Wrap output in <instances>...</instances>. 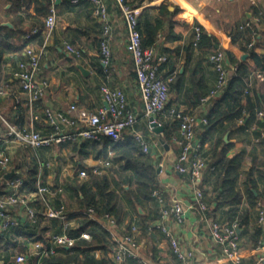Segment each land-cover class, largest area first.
Wrapping results in <instances>:
<instances>
[{"label": "crops", "instance_id": "1", "mask_svg": "<svg viewBox=\"0 0 264 264\" xmlns=\"http://www.w3.org/2000/svg\"><path fill=\"white\" fill-rule=\"evenodd\" d=\"M256 1L253 4L251 0H129L132 6L142 7L143 13L146 9L159 10L168 5L171 12H181L180 19L190 20L187 24L179 25L178 22V39L170 40L171 21L168 18L163 32L152 46L157 50V57L165 56L168 60L166 62H169L162 77L167 78L168 72L174 68L171 75H175V80L170 84L169 107L176 106L208 118L215 104L205 106L201 99L216 87L218 73L209 58L218 49L225 51L229 70L232 71L237 66L238 74L240 70L244 73L247 86L242 96V113L238 117L225 119L214 130L208 128V125L197 127L196 148L209 166L202 183L198 184L191 174H180L175 168V162L181 153L179 124L169 121V130L165 131L164 127L160 133L149 132L147 120L143 117L144 101L138 85L134 58L129 50L128 25L116 0L106 1V22L96 16V6L89 2L74 4L71 0H0V82L8 93L5 97L0 96V151L11 152L9 125L42 134H47L48 131L45 130L50 129L45 117L42 121L34 118L27 94L20 81L14 79L20 62L29 60L27 48L33 46L39 49L47 43V53L36 74V81L45 92L40 102L43 109L67 111L71 105H77L80 114L96 113L107 108L102 87L109 86L123 89L130 109L142 117L136 131L145 135L153 145L152 150L146 153L148 155L144 163L157 170V178L161 184V189L157 191L164 201L161 203L158 199H144L143 203L133 206L125 200L127 215L120 226L126 231L132 225L141 228L140 239L144 244L146 258L153 264H183L177 259L169 239L162 231H144L141 216L152 215L156 217L152 223L164 221L171 228L184 251L195 252L194 264H231L224 256L223 246L211 234V226L215 222L226 224L240 221L239 215L230 214V210L237 204L223 201L226 195L222 179L225 170L219 162L223 152H226L228 160L238 156L241 161L236 191L242 196V200L237 207L243 212L249 211L248 225L252 230L244 235V229L240 228V246L245 264H254L251 234L257 226L258 211L257 204L252 206L249 201L252 181L257 182V190H252L259 198L264 195V118L258 117V113L264 112V82H260L254 75L264 68V0ZM52 6L57 10V25L47 42L45 19L50 15ZM248 22L253 23V29H242ZM106 26L110 29L107 35ZM196 27H201L203 32L198 46H195ZM35 28H40V32L34 35ZM31 34V39H27ZM104 38L112 52L107 64L103 61L101 49ZM254 41L255 48H250ZM67 44L80 49L81 56L68 53ZM254 54L258 55V60ZM221 98L222 95L216 99V103ZM19 100L21 103L16 109L15 105ZM46 126L48 127L45 128ZM205 136L209 137L207 141H204ZM105 140L106 138L102 142H71L41 150L30 147L32 156L36 155L35 160L29 155H21L22 150L17 149L18 151L10 153L13 158L10 170H0V176L5 181L21 178L27 182L26 173L32 171L34 164H37V175L39 177L42 174L46 183V178L57 180L60 171L66 170L72 174L69 169L71 161L78 160L76 170L90 171L94 166L109 160L112 164L115 161L121 166L119 171L115 170L110 174L109 168L104 173L112 181L111 190L124 194V187H130L125 186L123 179L132 176L133 172L123 166L124 162L115 160L113 150L109 151L108 156L100 153ZM18 156L21 158L16 163ZM24 161L29 163L25 164ZM52 161L56 163L55 171L47 167ZM22 165L24 169L21 168ZM13 171L15 174L8 178ZM198 189L203 191L204 201L208 206L206 212L198 204ZM65 191V196L63 194L55 198L57 203L53 200L54 205L65 206L69 212L82 209L71 187ZM26 192L32 191L28 189ZM176 203H195V209L188 214L183 224H177L163 216ZM38 208L42 209L41 205ZM158 214L160 217H157ZM12 215L18 217L20 223L16 227L0 229V235L6 240L5 248L8 250L17 241L26 242L25 255L29 259H37L33 245L41 242H33L32 237H41V240L49 243L54 234L68 232L79 225L74 217L60 221L40 217L38 224H35L20 207H15ZM7 250L0 252V264H17L18 254L8 260Z\"/></svg>", "mask_w": 264, "mask_h": 264}, {"label": "built area", "instance_id": "2", "mask_svg": "<svg viewBox=\"0 0 264 264\" xmlns=\"http://www.w3.org/2000/svg\"><path fill=\"white\" fill-rule=\"evenodd\" d=\"M74 4L82 2L93 3L96 16L106 22L108 17L107 0H71ZM256 4V0H251ZM120 7L129 30V50L131 51L135 68L137 71L138 85L144 101V115L146 118L149 132L155 134L158 128L164 126L168 121H179L181 134V153L175 162L176 171L180 174H191L198 184L202 183L206 171L209 169L208 162L196 148L197 127L199 125H208V118L192 114L176 106L169 107L170 102V84L174 82L175 75L167 78L162 77V66L167 61V57H157L155 47L145 48L143 45V35L140 30V17L142 16V7H134L129 0H116ZM57 25V10L55 6L51 7L50 15L45 19V37L51 38L52 32ZM253 29V23L248 22L242 29ZM109 26L105 28V35L109 33ZM195 46L199 45L202 38L201 27H196ZM40 28H35L33 34H38ZM32 34L27 36L31 39ZM256 42L250 44V48H255ZM68 53L80 57L82 51L73 45L67 44ZM101 49L104 63H109L111 49L108 41L104 38L101 42ZM47 53V43L36 49L33 46L27 48L29 60L20 62L18 70L14 73V79L20 81L24 92L28 96L29 106L31 107L34 118L37 121L44 119L50 127V132L42 134L35 130H20L17 127L9 125L8 136L14 142L29 145L32 148L42 146L62 145L65 143H79L81 141L102 142L105 138H111L116 143L124 142L130 137H134L143 147L145 153H149L153 145L145 135L136 131L142 117L138 116L129 107L128 97L123 89H114L109 86L102 87V93L107 103V108L100 109L96 113L80 114L77 105H71L67 111H57L51 108L41 107V98L44 96V90L36 81V74L41 68L42 59ZM210 63L215 67L218 73L216 87L211 90L208 96L202 98V104L205 106L216 104V99L223 95L230 80L238 74V67L231 71L227 65V55L224 50L218 49L210 55ZM255 77L264 82V70L257 71ZM8 93L5 91L0 82V96L5 97ZM17 101L15 108L20 105ZM41 112H39V109ZM259 118H264V112L258 113ZM5 120V119H4ZM6 122V121H5ZM12 157L7 152L0 151V170L6 171L11 164ZM112 163L103 161L100 165L94 166L90 171L78 170V177L83 180L90 178L91 174H104L107 169L111 168ZM163 167V164L161 165ZM213 169V168H212ZM214 170V169H213ZM3 177L2 175L0 178ZM27 182L24 179L16 178L9 185L14 190L12 195L6 196V193L0 187V229L16 227L20 219L14 217L9 210L15 204L20 205L28 214L32 223L38 224L40 216L39 210L33 205L40 202H47L48 214L43 215L49 218H59L68 220L74 217L76 220L88 217L92 222L104 228L111 236L112 251L114 260L117 264H152L144 255V244L140 239L142 230L138 225H132L129 230L122 229L116 216L111 213H99L95 208L82 209L74 212H68L65 206H54L53 200L56 194L63 189L47 187L39 189L38 192L20 196L21 188H26ZM50 196V198H48ZM161 203L164 199L158 192H154ZM196 197L200 209L204 212L208 210L204 201L203 191L198 189ZM195 209V203L184 205L182 203L174 204L170 209L164 212V218L175 221L177 224L186 222L189 213ZM258 211L257 225L264 232V195L256 205ZM240 228L239 222L235 220L232 223L220 224L214 223L211 226L213 238L223 246L224 256L231 264H245L241 254L240 247ZM162 231L169 239L173 252L183 264H194L195 252H186L182 249L178 236L171 230L164 221L155 222L148 226L147 232ZM81 238L91 240L92 236L84 232ZM77 240L65 233L54 234L50 237L49 243L38 242L33 245V252L39 259L50 254L55 255L60 249L65 247H74ZM50 246V247H49ZM100 251L96 252L99 257ZM256 259L254 264H264V235L259 239L255 246ZM29 257L25 254H19L16 257L17 264H27Z\"/></svg>", "mask_w": 264, "mask_h": 264}, {"label": "trees", "instance_id": "3", "mask_svg": "<svg viewBox=\"0 0 264 264\" xmlns=\"http://www.w3.org/2000/svg\"><path fill=\"white\" fill-rule=\"evenodd\" d=\"M180 14L181 12L178 10L171 12L168 8V5H164L159 10L146 9L140 17V30L143 35L144 47L150 48L155 44L156 40L160 36L159 34L163 32L166 20H168V18H170L171 21L169 38L170 40L178 39V22L179 25H181L182 23L187 24L190 21L187 20V18L180 19ZM254 56L258 60V55L254 54ZM168 64L169 62H166L165 65L162 66V75ZM173 72L174 68H172L168 72L167 76H170ZM246 86L247 83L244 78V73L240 70L237 77H234L230 80L228 87L222 95V98L210 111L208 115V128L214 130L225 119L238 117L242 113V96L244 94ZM209 94H207L206 96H208ZM173 122H175L176 125L179 124L180 126L179 121ZM164 127L165 131L169 130V126H167V123L164 124L163 128ZM205 138L206 139L204 141H207L209 139V137L207 136H205ZM110 150H113L115 152L116 161L124 162L125 165L123 166L133 172L132 176H127L123 179V183L125 184V186L127 185L130 187L129 189H126L124 187V194H120L116 191L111 190L112 181L106 175H92L89 179L82 181H80L79 179H75L70 183V187L73 190L75 198L82 209L95 208L96 211L101 214L111 213L116 216L118 223L122 225L127 215L124 206L125 200L127 203L133 206L137 203H143L144 199L151 201L156 200L157 198L154 197V192L161 189V184L157 178V170L152 165H147L146 163H144L148 154L143 151L142 145L134 137H130L126 141L119 143H116L111 138H106L100 153L104 156H108ZM223 154L224 155L219 162V164L223 165L225 170V174L222 179L223 191L226 192V195L223 197V201L234 205L237 204L235 205L236 207H233L230 210V214L232 216L239 215L241 222H238L240 228L244 229L243 234L245 235L252 229L248 225L250 217L249 211L243 212L237 207L242 200V196L236 191V184L241 169V161L239 160L238 156L228 160L225 155L226 152H223ZM23 166L24 165L21 166L22 169H24ZM37 174L38 165L34 164L33 170H30L26 173L29 191H35L37 189ZM252 189L257 190L256 181H252V185L249 188V201L252 206H255L260 198ZM141 217L143 219V229L147 232L148 226L155 221L156 217L152 215ZM157 217H160V214H158ZM78 222L79 225L75 229H70L68 231L69 235L77 240L74 247L69 250L63 248L59 250L57 254H48L41 259L30 257L28 263L117 264L113 256L111 242L112 239L110 234L104 228L92 222L88 217H83ZM84 232H88L92 236V239L86 240L81 238V235ZM252 232V253L254 254V258L256 259L255 246L257 245L259 239L264 235V232L261 228H259L258 225L253 229ZM41 239V237H32L33 242H46ZM5 241L6 240L4 239V237L0 235V252L7 250L5 248ZM26 244V242L19 241L13 243V245L7 250L8 260H10L11 256H15L17 254L19 255V253L25 254V251L27 250ZM97 251L101 252L99 257L96 256Z\"/></svg>", "mask_w": 264, "mask_h": 264}, {"label": "rangeland", "instance_id": "4", "mask_svg": "<svg viewBox=\"0 0 264 264\" xmlns=\"http://www.w3.org/2000/svg\"><path fill=\"white\" fill-rule=\"evenodd\" d=\"M260 70H264V69H260ZM260 70H258V71H260ZM257 72V71H256ZM256 72H255V74H256ZM254 74V75H255ZM260 81V80H259ZM261 82V81H260ZM45 93V92H44ZM170 94H171V92H170ZM44 96H45V94H44ZM43 96V97H44ZM43 98H41V100H42ZM40 100V101H41ZM48 126H46L45 128H47ZM9 128V127H8ZM9 130H10V128H9ZM21 130V129H20ZM45 131H48L49 132V130H45ZM44 131V132H45ZM54 146H56V145H50V146H42V147H39V148H37V149H45V148H53ZM24 147V148H23ZM27 147V148H26ZM30 146L29 145H26V144H23V143H18V142H14V141H12V145H10L9 146V152L11 151V152H15L17 149L19 150V151H21L22 150V153H21V155H23V154H25L26 155V157L29 155L30 157H34V160L36 159V155H34V156H32V153H31V151H30ZM36 149V150H37ZM17 150V151H18ZM10 152V153H11ZM10 153H8V155L9 156H11L12 157V155L10 154ZM20 154V153H19ZM20 155V156H21ZM20 156H18L17 158H16V163L17 162H19V159L21 158ZM75 156V155H74ZM72 157H73V155H72ZM26 160V159H25ZM51 160V159H50ZM21 162V161H20ZM25 162V164H28L29 162L28 161H24ZM72 162V161H71ZM70 162V163H71ZM12 163H13V158L11 159V164L8 166V169L7 170H10V167L12 166ZM61 164H63V162H60ZM69 163V165H70V170H71V173L72 174H69L68 173V171H66V170H64V172H59V177H57L58 179L56 180L55 178H54V180L53 179H51V178H46V183L43 181V176H42V174H41V176H39L38 177V182H37V189L35 190V191H32V192H30L31 194L32 193H34V192H38L39 191V189H42V188H44L43 186H47V187H55V188H57V187H63V190L59 193V194H56L55 196H54V201H56V199L55 198H57L58 196H61V195H63L64 194V196H65V189H67L68 187H70V183L71 182H73L75 179H80L81 181L83 180L82 178H79L77 175H78V169L76 170V167H77V164H78V160H76L75 162H72L71 164ZM117 162H113V164L111 165V171H110V174H111V172L112 171H115V170H118L119 171V168H121V166L118 164ZM54 165H56V163H55V161L53 162H51V164L49 163L48 165H47V167H49L50 169H54L53 171H55V170H57V169H55V166ZM58 165H59V163H58ZM52 166V167H51ZM54 166V167H53ZM65 169V168H64ZM73 169H75V171H73ZM49 171H52V170H49ZM59 171V170H58ZM69 174V175H68ZM106 174V173H105ZM104 174V175H105ZM71 175V176H70ZM92 175H103V174H91L90 176H92ZM72 177H74V178H72ZM56 180V181H55ZM12 181H14V179H9L8 181H5V178L4 177H1L0 178V187L3 189V191L6 193V196H9V195H12L13 194V192H14V190L13 189H11L10 188V184H11V182ZM6 182V183H5ZM65 188V189H64ZM28 190V187H27V184H26V188H21V192H20V196H26L27 197V195H29L30 193L29 192H26ZM48 198H50V196H48ZM57 202V201H56ZM41 205V207H42V209H39L38 208V206H40ZM34 206V208L36 209V210H39V216L40 217H44L43 215H47L48 214V207L50 206V204H48L47 202H40V204H35V205H33ZM54 206H56V205H54ZM15 207H20V205H18V204H15V206L14 207H10L9 208V210L12 212V210L15 208ZM208 207V206H207ZM56 208H57V206H56ZM79 210H82V209H79ZM23 211H24V209H23ZM76 211H78V209L76 210ZM208 211V210H207ZM69 212V211H68ZM45 218H47V219H49V220H51L52 218H49V217H47V216H45ZM82 218H80V219H78V221L79 220H81ZM53 220H55V221H60V219L59 218H54ZM63 220V219H62ZM214 224V223H213ZM36 243H38V242H36ZM35 243V244H36ZM34 244V245H35ZM66 249H71L70 247H65ZM61 250V249H60ZM186 252H190V251H186ZM242 254V253H241ZM28 257V256H27ZM146 257V256H145ZM195 257V256H194ZM178 259V258H177ZM227 259V258H226ZM150 261V260H149ZM229 261V260H228ZM151 262V261H150ZM152 263V262H151ZM153 264V263H152Z\"/></svg>", "mask_w": 264, "mask_h": 264}, {"label": "water", "instance_id": "5", "mask_svg": "<svg viewBox=\"0 0 264 264\" xmlns=\"http://www.w3.org/2000/svg\"><path fill=\"white\" fill-rule=\"evenodd\" d=\"M163 130H164L163 127H161V128H158V129H157V132L160 133V132H162ZM14 174H15V171L11 172V173L8 175V178H11ZM240 231H241V229L239 228L238 232L240 233Z\"/></svg>", "mask_w": 264, "mask_h": 264}]
</instances>
